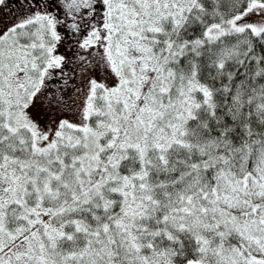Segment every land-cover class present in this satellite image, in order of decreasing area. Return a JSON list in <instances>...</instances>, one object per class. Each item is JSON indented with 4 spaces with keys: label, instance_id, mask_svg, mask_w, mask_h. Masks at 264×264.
Listing matches in <instances>:
<instances>
[{
    "label": "snow or ice",
    "instance_id": "snow-or-ice-1",
    "mask_svg": "<svg viewBox=\"0 0 264 264\" xmlns=\"http://www.w3.org/2000/svg\"><path fill=\"white\" fill-rule=\"evenodd\" d=\"M0 264H264V0H0Z\"/></svg>",
    "mask_w": 264,
    "mask_h": 264
}]
</instances>
